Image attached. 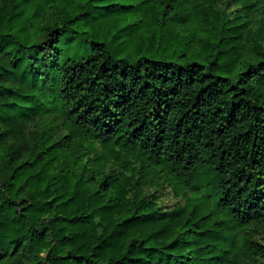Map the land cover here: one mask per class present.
Returning a JSON list of instances; mask_svg holds the SVG:
<instances>
[{
	"label": "trees",
	"instance_id": "obj_1",
	"mask_svg": "<svg viewBox=\"0 0 264 264\" xmlns=\"http://www.w3.org/2000/svg\"><path fill=\"white\" fill-rule=\"evenodd\" d=\"M0 264H264V0H0Z\"/></svg>",
	"mask_w": 264,
	"mask_h": 264
}]
</instances>
